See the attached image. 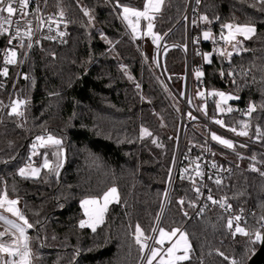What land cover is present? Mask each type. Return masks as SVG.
Returning a JSON list of instances; mask_svg holds the SVG:
<instances>
[{
  "label": "trees",
  "instance_id": "1",
  "mask_svg": "<svg viewBox=\"0 0 264 264\" xmlns=\"http://www.w3.org/2000/svg\"><path fill=\"white\" fill-rule=\"evenodd\" d=\"M187 1L166 0L162 13L154 21L153 31L163 39L156 45L152 58L147 39H133L127 34L116 15L119 10L113 9L115 0L48 1L49 11L62 9L72 19L69 38L64 45L41 42L33 48L18 80V98L28 101L25 119L10 117L7 111L0 124V179L9 186V198L19 197L20 210L34 224L28 233L35 254L33 264L141 263L133 233L139 223L146 235L153 234L151 229L157 223L170 184L169 169L172 176L175 169L183 108L159 66L162 51L159 45L163 42L166 47L162 54L165 75L183 96L187 70L185 45L188 47L183 18ZM120 2L142 9L144 0ZM82 8L91 10L94 26H87L88 17ZM260 8L258 0L202 1V14L210 19L220 18L212 25L214 35H219L220 23L229 22L252 23L256 34L244 42L248 51L234 55L231 65L215 54L213 62L207 64L197 55V50L211 52L201 35L206 26L193 29V90L230 92L240 97L230 102L240 110L246 109L249 102L259 105L264 101V12ZM145 23L141 22L142 30ZM101 33L107 40L102 39ZM194 37H200L201 42L194 44ZM3 44L0 37V50ZM222 66L226 71L234 68L237 84L248 86L237 90L227 75L222 79L219 75ZM19 67L20 64L9 66L8 77H0L3 84L0 101L11 95ZM197 69L204 72L202 83L196 79ZM24 75L29 79H24ZM202 103L199 98L198 105ZM0 108L3 113V106ZM214 112L215 105L211 102L208 117ZM222 118L229 127L247 119L240 112ZM20 123L23 127L17 126ZM257 125L264 131V110L259 108L252 115L248 137L230 133L264 149V140L254 139ZM142 126L152 135L140 138ZM45 130L63 140L65 160L59 176L44 171L39 180L22 179L15 173L27 161L29 145L35 136ZM205 135L206 129L200 125L187 133L161 227L168 231L179 228L188 234L191 259L183 264H231L232 259L248 264L261 242L246 246L245 237H233L226 227L228 215L211 207L199 217L192 216L194 209L189 202L195 200V194L189 180L180 179V173L191 152L196 157L206 153L201 147H205ZM212 147L213 161L237 169L231 179L220 185L210 182L213 197L251 207L254 215L244 227L260 228L263 233L260 218L264 216V176L230 159L227 151ZM239 150L264 162V153L243 147ZM39 151L41 156L34 159L37 164L44 150ZM220 153L226 158L218 157ZM13 184L15 193L11 191ZM112 187L119 193V202L108 206L103 224L95 232L81 228L80 221L86 218L81 201L100 196ZM181 199L185 201L183 206L178 203Z\"/></svg>",
  "mask_w": 264,
  "mask_h": 264
},
{
  "label": "snow or ice",
  "instance_id": "2",
  "mask_svg": "<svg viewBox=\"0 0 264 264\" xmlns=\"http://www.w3.org/2000/svg\"><path fill=\"white\" fill-rule=\"evenodd\" d=\"M47 0H45V3ZM196 4L199 5L201 0H195ZM261 6L260 10L264 12V0H258ZM30 4L34 5L31 12L29 11ZM166 5V0H144L143 8H135L126 4H122L120 0H115L113 9L119 10L116 15L121 19L122 23L125 24L128 34L133 39L141 38L143 36H150L154 44H158L163 37L153 31L155 24L154 21L160 15ZM255 7V5H253ZM84 16L88 17L87 26H94L95 17L92 15L91 10L82 8ZM194 11H196L194 9ZM42 9L40 8L38 0H0V35H8V47L0 50V56L3 57L0 62V77L7 78L9 74V66H19L24 62V59L28 58L29 52L33 49L34 45H39L41 40H52L60 39L63 41V37L66 32L61 30V25L66 29L70 21L65 19V13L61 9L56 15L43 16L41 14ZM6 14V15H5ZM15 17V19H14ZM31 17V18H30ZM188 18L185 17V20ZM141 21L146 22L143 30H141ZM220 18L214 17L209 18L206 14H201L198 18H194L191 21L193 27H200L201 24L207 25L206 28L202 29V39L207 42L210 41L214 47L211 52L201 53L197 50V55L202 56V59L207 64L213 62V54L220 57L223 61H226L229 65L232 63L234 55H240L243 52H247L248 49L244 47V42L251 40L256 34V27L252 23H220L219 24V35H214L212 25L219 22ZM45 29L47 32L45 33ZM55 33L52 35L51 33ZM40 34V35H38ZM102 39L107 40V37L101 33ZM223 42L221 47L220 42ZM15 42V43H14ZM112 44V41H107ZM201 42L200 37H194L193 43L198 44ZM187 46L185 45V50ZM230 49V50H229ZM23 55V59L19 57ZM54 55V54H53ZM123 67V66H122ZM196 79L201 81L204 76L202 70H195ZM219 75L223 79L225 75L231 79V83L237 86V90L241 87L248 86L238 85L236 80V70L229 68L227 71L223 66L219 70ZM247 75V73H243ZM24 79H29L28 75H24ZM131 78V77H129ZM3 87V84H0ZM139 87V85H137ZM183 95V94H182ZM203 103L197 106V110L201 111L204 115H208V103L211 101L215 105V112L210 117L213 123L227 128L235 135L248 137L250 135L251 119L253 113L257 112V109L264 110V101L257 105L254 102H249L248 106L244 110L234 108L231 105V101L239 100L240 97L230 92L221 91L218 89L210 90H198L196 94ZM192 100L189 99V104ZM28 101L26 99L17 98L10 100L7 106L0 102V106L8 107V115L10 117H16L23 121L25 119V113L27 111ZM232 112H240L241 116L247 119H241L236 122V125L229 127L225 120L222 118L226 114ZM189 118L196 119L192 116L191 112L188 113ZM23 127V123L17 125ZM152 133L143 126L141 127V137L151 136ZM211 139L220 145L236 150L235 143L230 140L217 135L215 132L210 133ZM254 139L257 142L264 140V131L261 130L260 126H256V135ZM153 143H156L153 140ZM240 147H247V145L241 144ZM195 147V145H194ZM204 151H210V149L201 146ZM29 155L27 161L22 167H19L15 175L25 180H39L43 170H47V174H54L59 176V170L63 166V140L58 138L45 130L44 133L35 136L32 143L29 145ZM40 149H45L42 154V161L37 164L34 157L41 156ZM191 151V149H189ZM55 158L50 160L49 156ZM215 155V153H212ZM239 155V153H237ZM187 158V157H186ZM243 158V157H241ZM202 157L198 156L194 160L190 161V167L181 170L180 179H188L192 184V191L196 193V198L199 199L204 193L201 188H207L204 184L205 172L203 166L200 163ZM251 159L255 161L256 157L252 156ZM212 168H217L218 165L214 162H208ZM251 171H257L261 176H264V171H260L255 165H250ZM198 178V179H197ZM208 179L212 180L213 177L208 175ZM172 180V170L169 169V183ZM214 183L220 185L222 180L216 177ZM0 209L10 213L12 217L16 219H9L7 216L0 213V222H3L7 227L4 231H0V264H33L35 254L31 248V237L28 234V230L34 227V224L30 223L24 213L18 207L19 197L15 199L9 198V186L6 181L0 179ZM11 191L16 192L15 184L12 185ZM206 199L211 201L213 204L220 203L221 207H226L228 210L231 209L230 204L225 202L216 201L212 194L211 189H207ZM167 198V191L164 193ZM113 202H119V193L115 187L109 188L103 192L102 195L97 197L86 198L81 201V207L84 209V214L88 217V220H81L80 227L84 228L86 225L91 228L93 232L96 231L97 227L104 222V216L107 212L109 204ZM178 203L183 206L185 201L179 200ZM194 201L189 202V207H196ZM207 207V205H205ZM203 211V208L200 209ZM243 211V209H241ZM187 216V212L184 213ZM241 215L230 216L227 220L226 227L231 231L233 237L237 235L246 238V246L255 245L258 242H264V233L260 228L249 230L246 227L241 226L242 221ZM261 221H264V216H261ZM159 220V217H157ZM22 222V223H21ZM264 228V224L261 225ZM152 233H158L156 236L146 235L139 223L135 226L133 238L135 243L139 246V252L141 253V260L145 261V264H183L185 261L191 259L192 245L188 239V234L179 228H173L170 231L155 225L151 229ZM179 234V235H178ZM7 236L8 239L3 238ZM173 238H176L173 240ZM154 241L153 245H150L149 241ZM168 242L170 246L164 247L165 243ZM154 245H159L156 247ZM148 252L145 257V252ZM219 255L224 256L223 252ZM228 259V257H224ZM231 264H244L243 260L237 261L232 259Z\"/></svg>",
  "mask_w": 264,
  "mask_h": 264
},
{
  "label": "built area",
  "instance_id": "3",
  "mask_svg": "<svg viewBox=\"0 0 264 264\" xmlns=\"http://www.w3.org/2000/svg\"><path fill=\"white\" fill-rule=\"evenodd\" d=\"M48 1L49 0H47V2L45 3V0H38L40 8L42 9L41 14L43 16H45V17L50 16V15H56L58 13V12H52V11L48 10ZM202 1L203 0H201V3L199 5H197L195 0H188L187 1L186 12H185V15H184V18H183V20L186 23L187 30H188V47L185 50V54H186V57H187L186 84H185L184 95L180 96L182 98V99L180 98V101H181V103L184 106H187L186 102L187 101L189 102V99H191L192 102L194 101L193 72H192V52H191V38H192V36L191 35H192V30L196 29V28H199V27H193L192 24H191V21L194 18H198V16L202 14L201 13ZM33 7H34V5L30 4V6H29V11L30 12H31ZM194 9L196 11H194ZM185 17H187L188 19L185 20ZM14 19H15V17H14ZM65 19L70 21V23H68V26H67L66 29L63 27V25H61V30L66 32V35L63 37V41L64 42H61L60 39H56L55 41H52V40H41V42H47V43L52 44V45H64L67 42L68 38H69L70 31H71V28H72V19L69 16H67V15H65ZM121 23H122V21H121ZM122 25H123L124 29L126 30L125 24L122 23ZM126 31L128 32V30H126ZM46 32H47V29H45V33ZM51 34L55 35L54 32L51 33ZM38 35H40V34H38ZM0 37H2V39L4 40L3 47L1 48V50H3L4 48L8 47V44H7L8 35H0ZM207 43H208V46H209V50L212 51L214 45L210 41H207ZM220 45H221V47H223V42L222 41L220 42ZM35 46L36 45H34V47ZM31 51L29 52L28 57H29ZM21 57L23 59V55L22 54H21ZM27 59H24V62ZM2 60H3V57L0 56V62H2ZM209 103H211V101H209ZM209 103H208V105H209ZM190 110H191L192 113H194L199 118L198 122H200V124H203V127L206 129L205 147L210 149V151H206L205 154L201 155L202 159L200 161V163L203 166V170L205 172L204 184L207 185V188H204V187L201 188V191L204 193V195L201 196L199 199L196 198V193L194 192V194H195L194 202L196 203L197 206L193 207L194 213H193L192 216L193 217H199L205 212L206 209L211 207V208H213V209H215V210H217V211H219L221 213H224V214L228 215V217L235 216V215H241L242 218H243L242 221H241V226L244 227V225H248L250 223V221H251V219H252V217L254 215V210L251 207H248V206H237V205H234L232 202H230L228 199H226V204H230L231 205V209L228 210L226 207H221L220 203L213 204L211 201L206 199L207 194H208L207 193V189L210 188V182H214L216 177H219L222 180V182L228 181L229 179H231L233 177V175L235 174V172L237 170L236 167L233 166V165L222 164V163H219L218 161H214L218 165V167L215 168V169L212 168L210 166V163H208V162L213 161L212 158H211V155H212V153H215V151L213 150L212 146H217V147L227 151L229 153L228 157H230V159L238 162L239 165L242 164L243 161H249V162H251V165L254 164L257 169H259L260 171H264V162L261 161V160H258V159H255V161H253L250 156H245V155H241V154L237 155L236 150L233 151V150L228 149V148L220 145L219 143L213 141L211 139L210 133L215 132L217 135H219V136H221L223 138L232 140L235 143V145H236V149L239 148L240 147L239 145H241V144L247 145V147H243V148H251V149L257 150V151H259L261 153H264V149H262L260 146L256 145L255 143L244 141L242 139H239V138L229 134L226 131L225 128H222L221 126L213 123L210 118L209 119H201L202 116L199 113V111L197 110V108H195L194 110L190 108ZM25 115H26V113H25ZM1 116H2V113H1V108H0V119H1ZM181 118L182 119H180V121H181L180 129H181V126H183V133H182L181 137L179 135L180 147L178 149V155H177V160H176V163H175V169H174V173H173V176H172V180H171V183L169 184L168 191H167L168 196L164 200L163 207H162V210H161L160 215H159V220H157V223H156V225L158 224L159 227L162 226L163 219H164V216H165L168 204H169V200H170L171 193H172L174 179H175L176 172H177L180 160H181V156H182L183 147H184V143H185V139H186L187 133L190 130H194L196 128V126H197L196 123L185 119L184 115H181ZM241 157H243V158H241ZM195 158H196L195 154H193V152H191L189 154L188 159H187L188 162L185 164L184 168L190 167V161L194 160ZM222 158H226V157H222ZM208 175H211L213 177V179L209 180L208 179ZM211 194H212V192H211ZM213 198L216 201H218V202H225V198H215V197H213ZM205 205H207V207H205ZM201 208H203L202 212L200 211ZM241 209H243V211H241ZM262 224H264V221L260 222V225H262ZM6 227L7 226L4 225L3 222H0V231H4ZM230 231H232V230H230ZM28 233H29V230H28ZM156 235H158V233H153L152 234V236H156ZM3 239L7 240L8 237L5 236ZM148 243L150 245H153L154 241L150 240ZM147 254H148V252L146 250L145 257L147 256ZM140 264H145V261L141 260Z\"/></svg>",
  "mask_w": 264,
  "mask_h": 264
},
{
  "label": "rangeland",
  "instance_id": "4",
  "mask_svg": "<svg viewBox=\"0 0 264 264\" xmlns=\"http://www.w3.org/2000/svg\"><path fill=\"white\" fill-rule=\"evenodd\" d=\"M119 19V18H118ZM119 21H120V23H121V19H119ZM122 24V23H121ZM204 25V24H203ZM123 26V25H122ZM204 26H206L207 27V25H204ZM142 30V29H141ZM127 32V31H126ZM127 34H128V32H127ZM131 38H132V36L130 35V34H128ZM141 38H145V39H147L148 41H149V46H148V53H149V55L151 56V58L153 57V55H154V52H155V48H156V45H158V44H154L153 43V41H152V38L150 37V36H143V37H141ZM141 38H137V39H141ZM159 43V42H158ZM159 48H160V50H162V51H159V55H160V53H162L163 54V51L165 50V48L166 47H164L163 46V42L159 45ZM230 50V49H229ZM145 58V61L148 63V60H147V58L146 57H144ZM159 58V57H158ZM26 62H28V60H26L24 63H22V64H20V67H19V71H18V73H17V75H16V78H15V81H14V83H13V86H12V92H11V95L9 96V97H7V99L6 100H2L1 99V101L3 102V105L4 106H7L8 104H9V101L10 100H15V99H17L18 98V90H19V84H18V80H19V77H20V73H21V70H22V67L26 64ZM159 66H160V60H159ZM193 92H194V101L191 103V104H189V102H188V105H189V107L191 108V109H195V108H197V106H199L198 105V100H199V97L196 95L197 94V92L195 91V90H193ZM23 99H26L27 100V98H23ZM180 100V99H179ZM0 101V102H1ZM3 106V109H2V111H3V113H2V116H1V119H0V124L2 123V121H3V119H5V114L7 113V111H10V109H8V107H4ZM183 110H184V106H183V108H182V111H181V113H180V119H181V114H183L184 112H183ZM189 112H191V110H187V120H190V121H192V122H194V123H196L197 124V127H198V125H200V126H203V124H200V122H198L199 120V118L194 114V113H192L191 112V114H192V116H194V117H196V119H191V118H189V116H188V113ZM199 113L201 114V116L203 117V118H205V119H209V117H208V115L206 116V115H204L201 111H199ZM227 131V130H226ZM228 132V131H227ZM229 134H231V135H233V136H235L233 133H230V131L228 132ZM180 135V134H179ZM235 137H237V136H235ZM237 138H239V137H237ZM240 139V138H239ZM179 147H180V142H179ZM44 151H45V149H43ZM236 152L237 153H239V154H241V155H245V156H249V155H246L245 153H243V151H241V150H239V148H237L236 149ZM252 156H254V155H250V157H252ZM37 157H39V156H37ZM37 157H34V159H36ZM218 157H226V155H224V154H222V153H220V154H218ZM256 157V156H255ZM230 158V157H229ZM49 159L50 160H55V158L54 157H52L51 155L49 156ZM62 160H63V162H64V160H65V155H64V150H63V156H62V158H61ZM256 159H258V158H256ZM258 160H260V159H258ZM42 161V157H41V160L39 161V163ZM37 163V162H36ZM38 163V164H39ZM243 164H246L247 166H249L250 167V165H251V162H249V161H243ZM44 171H47V170H43L42 172H44ZM42 174V173H41ZM114 203V202H113ZM112 204V203H111ZM111 204H109V205H111ZM19 207V206H18ZM0 213H2L3 215H5V216H7L9 219H16L15 217H12L11 216V214L10 213H7L6 211H4V210H2V209H0ZM85 220H88V217L86 216V218H85ZM22 223V222H21ZM85 227H87V228H90V227H88L87 225L85 226ZM91 229V228H90ZM165 229V228H164ZM185 232V231H184ZM179 235V234H178ZM176 238H173V240H175ZM189 239V238H188ZM156 247H159V245H155ZM168 246H170V244L168 243V242H166L165 243V245H164V247L165 248H167ZM191 254V253H190ZM155 262V261H154Z\"/></svg>",
  "mask_w": 264,
  "mask_h": 264
},
{
  "label": "water",
  "instance_id": "5",
  "mask_svg": "<svg viewBox=\"0 0 264 264\" xmlns=\"http://www.w3.org/2000/svg\"><path fill=\"white\" fill-rule=\"evenodd\" d=\"M159 60H160V68L163 72V75L168 83V85L170 86L171 90L173 91V93L180 99V95L175 91V89L171 86V84L169 83V80L167 78V76L165 75V72L163 70V64H162V53H160L159 55ZM182 99V98H181ZM187 104V102H186ZM185 109H186V106H185ZM185 109H184V112H185ZM201 119H205V118H201ZM183 133V126H181V129H180V137ZM263 233H264V230H263ZM248 264H264V242H261L260 243V247L258 248V250L254 253V255L250 258Z\"/></svg>",
  "mask_w": 264,
  "mask_h": 264
},
{
  "label": "bare ground",
  "instance_id": "6",
  "mask_svg": "<svg viewBox=\"0 0 264 264\" xmlns=\"http://www.w3.org/2000/svg\"><path fill=\"white\" fill-rule=\"evenodd\" d=\"M186 105H187V106H186V109H185V106L183 105V106H184V109H185V112H184V110H183L184 113L181 114V115H184V118H185V119H187V115H186V114H187V110H188V109L190 110V107H189V105H188V101H187V104H186ZM181 119H182V118H181Z\"/></svg>",
  "mask_w": 264,
  "mask_h": 264
},
{
  "label": "crops",
  "instance_id": "7",
  "mask_svg": "<svg viewBox=\"0 0 264 264\" xmlns=\"http://www.w3.org/2000/svg\"><path fill=\"white\" fill-rule=\"evenodd\" d=\"M154 263V262H153Z\"/></svg>",
  "mask_w": 264,
  "mask_h": 264
}]
</instances>
